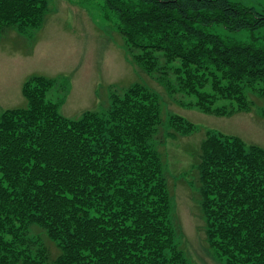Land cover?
<instances>
[{"label":"trees","instance_id":"trees-1","mask_svg":"<svg viewBox=\"0 0 264 264\" xmlns=\"http://www.w3.org/2000/svg\"><path fill=\"white\" fill-rule=\"evenodd\" d=\"M97 1L103 18L122 26L128 62L139 51L140 65L155 75L151 52L178 62L170 69L176 86L167 89L196 99L186 107L229 116L247 109L244 86L264 87V50L208 31L264 29L255 9L229 0ZM47 14L48 0H0V43L11 31L32 40ZM55 83L30 76L25 107L0 114V264H193L155 146L158 97L134 84L111 94L108 120L90 111L71 119L46 99ZM222 101L236 107L216 106ZM168 126L194 128L174 116ZM228 137L207 132L200 145L205 247L226 264H264V149Z\"/></svg>","mask_w":264,"mask_h":264},{"label":"rangeland","instance_id":"rangeland-1","mask_svg":"<svg viewBox=\"0 0 264 264\" xmlns=\"http://www.w3.org/2000/svg\"><path fill=\"white\" fill-rule=\"evenodd\" d=\"M229 1L264 14V0ZM101 8L102 3L97 0H48V14L32 40L14 31L3 38L0 43V114L7 109L25 107L21 89L25 80L33 75L56 80L46 99L59 103L60 113L71 119L90 111L108 120L111 94L121 96L134 84L151 92L158 97L160 106L162 123L155 136V146L164 164L181 233L180 246L193 264H226L205 247L196 190L200 145L210 132L238 138L246 148L264 149V87L258 83L244 86L247 109L229 116L207 115L186 107L196 99L181 92L170 93L167 89L176 86L170 69L177 68L178 62L167 64L163 52H151L152 65L158 75L148 73L140 65L143 54L139 51L134 50V65L128 62L122 49L125 40L117 31L122 26L105 20ZM208 31L230 42L264 50V29L229 33L214 27ZM164 71L168 74H159ZM161 75H166L167 79L160 80ZM216 106L236 107V104L222 101ZM171 116L181 117L186 124L193 125L192 132L186 134L171 129L168 126ZM42 240L51 256L58 254L52 243L44 237Z\"/></svg>","mask_w":264,"mask_h":264}]
</instances>
